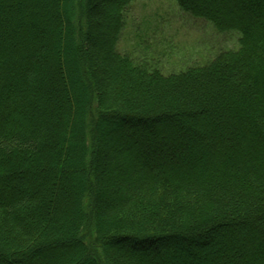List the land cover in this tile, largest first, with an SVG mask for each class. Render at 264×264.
Here are the masks:
<instances>
[{
	"label": "trees",
	"instance_id": "trees-1",
	"mask_svg": "<svg viewBox=\"0 0 264 264\" xmlns=\"http://www.w3.org/2000/svg\"><path fill=\"white\" fill-rule=\"evenodd\" d=\"M96 1L104 5L98 24ZM132 1L0 0V264H59L46 252H69L75 243L93 264H168L113 249L111 241L158 248V241L197 240L221 227L231 237L216 260L264 264V6L250 14L254 0H177L220 31L238 30L240 47L162 75L112 51ZM96 26L111 30L107 54L87 53ZM81 52L92 82L80 77ZM156 108L165 111L142 114ZM105 117L128 130L131 138L119 136L134 147L114 160L118 170H132L137 151L158 142L138 121L162 117L176 126L160 130L150 164L120 179L123 192L99 208L104 191L84 178L98 171L96 134ZM186 134L202 137L203 149L176 155ZM159 160L174 165L159 168ZM90 206L101 217L91 211L79 219ZM65 232L75 240L60 241Z\"/></svg>",
	"mask_w": 264,
	"mask_h": 264
},
{
	"label": "rangeland",
	"instance_id": "rangeland-1",
	"mask_svg": "<svg viewBox=\"0 0 264 264\" xmlns=\"http://www.w3.org/2000/svg\"><path fill=\"white\" fill-rule=\"evenodd\" d=\"M253 2L254 5H248L245 11L250 14L252 12L260 13L262 6H264V0H254ZM95 5V11H93L92 16L98 24L100 21H104L101 13L104 5L100 1H96ZM215 6L218 9H223L224 7L219 3H216ZM92 31L94 38L91 44L93 48L89 49L87 53L92 51L96 54L100 52L107 54L105 48L107 45L104 39H106L107 34L111 30L96 26ZM240 36L241 33L238 30L220 31L207 19L195 17L192 13L181 8L177 0H133L124 10L122 27L118 32L117 41L112 51L129 54L136 64H144L150 67V71L159 70L162 75H170L192 67L203 66L223 52L239 49ZM84 49L87 50L86 45H84ZM83 53L81 52L77 58V64L81 69L80 77L85 83L88 81L92 82V78H90L91 69L88 72L87 66L84 65L87 57L85 52ZM73 92L75 93V91ZM106 92L107 89L104 88L100 94H105ZM164 111L161 108L149 111L144 109L142 114L155 117L156 113ZM183 118L185 120V117ZM172 121H169V119L163 120L161 117L149 121L147 125H141L142 121H138V123L141 125L139 127L146 129V131L144 130L146 133L148 131L149 133L151 132L157 141L160 142L163 139L162 134L159 133L160 130L176 126ZM113 124H117V119L104 118L103 130L96 134L99 140V152L94 166H97L98 171L94 173L93 179L91 175H86L84 178L89 187L93 186L97 190L102 189L104 191V197L97 201L99 208H103L110 202V199L123 192L124 187L121 185L120 179L128 180L134 178V174L138 169L150 164L149 161L145 162L150 154L153 156L161 148L157 142L151 151L141 152L138 150V158H132L128 161V164L133 165V169L130 170L126 167L125 170H118L113 165L114 160L117 158L121 160V151L124 150L129 154L134 147L124 144L120 138V134L131 138L128 130L122 129L120 126L114 127ZM191 126L193 129L199 130L198 123H192ZM177 127L179 128V126ZM134 133L130 131V134L134 135L133 137L137 136L140 131L139 133ZM179 139L181 145L177 148L176 155H180L181 148L190 152L203 149L204 141L202 137L191 139L186 134V136H180ZM161 146L164 147L166 144H161ZM156 163L159 168L174 165L163 160H159ZM126 165L127 163H125ZM71 170L79 171L78 168ZM93 208L94 206H90L85 210L83 209L79 212L78 218L82 219L84 214H88L91 211L94 212ZM95 216L101 217L100 213L97 212H94ZM201 232L202 234L204 233V231ZM227 236L231 237V232L227 227H221L209 232L202 238L198 237L197 240H182L171 237L162 242L158 241V248L155 242H148L145 244V248H142L143 246L139 244L135 246L126 241L117 240L111 241V245L113 249H127L138 257L140 256L150 262L155 259L164 260L168 264H224L222 260L218 261L216 259L219 257L221 249L228 245L226 242L221 243ZM58 237L60 241L75 240V237L67 233L65 235L58 234ZM77 245L78 243H75L73 249L69 252L63 248L47 251L45 258L49 262L57 260L59 264H83L82 261H84V264H93V262L89 261V258L85 259V249L78 250ZM216 245L218 246L217 248ZM11 264L17 263L11 261Z\"/></svg>",
	"mask_w": 264,
	"mask_h": 264
}]
</instances>
